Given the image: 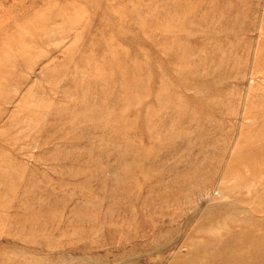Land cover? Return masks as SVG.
<instances>
[{
    "label": "rangeland",
    "instance_id": "374dc122",
    "mask_svg": "<svg viewBox=\"0 0 264 264\" xmlns=\"http://www.w3.org/2000/svg\"><path fill=\"white\" fill-rule=\"evenodd\" d=\"M252 169L264 0H0V264H264Z\"/></svg>",
    "mask_w": 264,
    "mask_h": 264
},
{
    "label": "bare ground",
    "instance_id": "6f19581e",
    "mask_svg": "<svg viewBox=\"0 0 264 264\" xmlns=\"http://www.w3.org/2000/svg\"><path fill=\"white\" fill-rule=\"evenodd\" d=\"M259 154H260V153H258V155H259ZM251 171H252L251 173H252V178H253V179H256V178H258V177H260V178L264 177V171H253V169H252ZM240 201H241V200H240ZM232 202H233V201H232ZM237 202H238V201H237ZM237 202H236V203H237ZM230 204H231V203H230ZM237 204H241V203H237ZM237 204H236V205H237ZM238 206H239V205H238ZM228 216H229V215L227 214V217H226V214H225V217H226V218H225L224 221H226L227 219H229ZM223 218H224V217H223ZM241 219H242V218H241ZM221 220H222V218H221ZM240 222H241V221H240ZM222 225H223V224H222ZM226 227H227V226H226ZM227 229H230V228L228 227ZM226 232L228 233L227 230H226ZM256 233H257V232H256ZM225 234H226V233H225ZM221 246H222V245H221ZM219 249H221V248H219ZM226 254H227V253H226ZM215 255H216V253H215ZM218 257H219V256H218ZM202 258L204 259V257H202ZM199 259H200V257H199ZM217 261H218V260H217ZM182 263H183V262H182ZM182 263H181V264H182ZM205 263H206V262H205ZM223 264H224V263H223Z\"/></svg>",
    "mask_w": 264,
    "mask_h": 264
}]
</instances>
